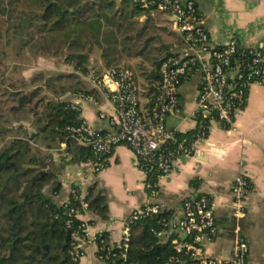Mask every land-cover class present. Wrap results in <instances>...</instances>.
<instances>
[{
  "label": "built area",
  "instance_id": "2783aa9c",
  "mask_svg": "<svg viewBox=\"0 0 264 264\" xmlns=\"http://www.w3.org/2000/svg\"><path fill=\"white\" fill-rule=\"evenodd\" d=\"M86 1L94 3L102 0ZM133 1L143 11L168 13L174 30L181 37L182 46L166 56L155 69L158 77L148 85L150 94L146 104L140 101V87L132 70L111 68L101 76L90 75L94 88L115 108L111 115L105 112L99 114L100 118L109 121L111 131L95 127L82 114L81 102L98 104L95 95L80 93L77 102L71 101V108L78 111V122L67 129L75 140L90 147L93 153L80 173H100L109 165V156L115 147L124 144L134 152L145 179L147 202L133 210L127 218L120 241L104 244L106 241L102 234H90L86 223H81L78 228L98 245L97 257L103 264L119 255L116 249L122 250L120 255L126 258L133 224L168 212L159 202L161 178L175 169L180 158L198 155V143L207 138L212 124L236 129V117L246 107L251 86L264 84V44L249 46L234 37L223 44L214 43L196 0ZM117 2L121 4L122 0ZM188 82H192L196 95L184 115L187 100L182 88ZM171 116H187L194 120L196 133L191 137L176 138L177 131L168 127ZM252 186L245 171H240L232 184L236 239L233 252L227 258L215 257L207 252L208 244L219 233L217 203L211 195L199 193L186 198L178 216L170 214L163 217L162 228L155 234L161 243L174 246L175 253L169 264H247L249 245L240 232L248 212L245 199ZM62 205L69 226L81 211L89 209L86 195L76 184ZM72 245L70 252L78 261L84 255L83 245L75 239Z\"/></svg>",
  "mask_w": 264,
  "mask_h": 264
},
{
  "label": "trees",
  "instance_id": "16d2710c",
  "mask_svg": "<svg viewBox=\"0 0 264 264\" xmlns=\"http://www.w3.org/2000/svg\"><path fill=\"white\" fill-rule=\"evenodd\" d=\"M72 3L63 4L62 0H0V38L3 35L8 37L7 44L11 43L12 37L18 38L21 49L30 46L35 51H54L55 55H64V61L74 68L69 73L39 72L31 78V83L46 79V87L53 88L60 95L44 102L41 113L27 108L32 99L29 96H23L18 105L12 106L20 113L27 109L35 112L37 116L31 120L35 132L11 136L8 126H3L5 131L0 134V140L3 139L0 147V264H78L70 253L74 238H69V234L71 230L72 234L79 231L82 222L75 218L69 226L62 203L57 204L47 198L45 189L48 187L56 193L62 189L60 172L57 168L43 170L48 163L47 158L43 160L46 155H41L35 147L38 139L42 146L48 147L54 143H65V153L69 156L67 162L71 163L87 162L93 157L90 147L80 144L67 129L78 122V111L71 108V101L61 97L67 92L93 93L82 79L87 75L103 74L99 70H91L93 44L102 46L101 43L107 41L106 44H111L109 52L113 50L119 57L147 59L153 62L155 69L171 54L154 56L150 44L155 37L149 35L150 27L154 26L147 24L148 18L144 24L142 20H131L117 0L87 2L81 6ZM102 56L106 65L111 66L112 61H107L105 48ZM157 77L153 70L149 73V82ZM74 78V84L55 86L57 81ZM14 120L20 123L25 118L18 116ZM194 133L195 129L187 133L177 131L175 136L182 139ZM29 183L32 191L26 195L25 188ZM93 190V187L89 189L87 201ZM89 207L101 216L107 212L101 194L89 202ZM169 216V212H164L133 224L126 258L120 255L122 250L116 249L119 255L107 259L105 264H169L175 253L174 246L161 243L155 234L162 228L161 219ZM78 234L82 236L83 230ZM102 237L107 244L106 234ZM42 245L55 249L61 245L62 253L56 255L47 250L36 253L35 248Z\"/></svg>",
  "mask_w": 264,
  "mask_h": 264
},
{
  "label": "crops",
  "instance_id": "0c3cea01",
  "mask_svg": "<svg viewBox=\"0 0 264 264\" xmlns=\"http://www.w3.org/2000/svg\"><path fill=\"white\" fill-rule=\"evenodd\" d=\"M196 1L214 43L223 44L234 37L249 46L264 44V0ZM189 83L182 88L187 100L184 115L195 99L190 100L188 97V90L194 89L193 84L191 86ZM86 86L93 90L92 94L98 99V104L82 101L83 116L95 127L111 131L109 121L100 118L99 114H113L114 106L95 90L91 81ZM61 97L77 102L78 93L67 92ZM235 123L234 130L225 129L218 123L212 124L207 138L198 143V155L180 158L175 169L161 178L159 202L171 215L178 216L184 199L199 193L214 197L219 233L208 244L207 252L215 257L227 258L233 252L236 239L231 188L238 173L245 171L253 186L245 199L248 212L242 221L240 234L249 245L247 264H264V84L251 86L246 107L237 115ZM195 126L194 120L187 116H171L168 119V127L178 132L194 131ZM27 128L31 133L35 132L30 123ZM45 148L48 154L43 160L47 158L48 163L43 169L57 168L62 182L59 193L51 187L45 189L47 198L57 204L63 203L70 197L74 184L86 196L91 187L98 189L97 194L104 197V206L107 207L105 216L89 207L81 211L77 219L86 223L90 234H106L111 244L120 241L125 221L148 198L144 174L132 149L124 144L116 146L104 170L96 175H84L80 170L86 162H67L69 156L65 153V143L57 148L53 145ZM72 237L84 249L78 264H103L97 257L98 245L91 237L77 233Z\"/></svg>",
  "mask_w": 264,
  "mask_h": 264
},
{
  "label": "rangeland",
  "instance_id": "374dc122",
  "mask_svg": "<svg viewBox=\"0 0 264 264\" xmlns=\"http://www.w3.org/2000/svg\"><path fill=\"white\" fill-rule=\"evenodd\" d=\"M68 1H72V4L76 6H81L87 3L86 0H62V3L67 4ZM120 6L131 20L138 21L141 20L143 16H147V24L149 26H154V28L150 27L149 32V35L155 37V41L153 40L150 44L154 56L166 55L169 52L176 51L182 46L181 37L174 30L173 23L170 20L168 13L161 11H153L149 13L143 11L136 7L133 0H122ZM142 24H144V22H142ZM7 40L8 37L5 35L0 38V134L5 131L3 126L6 125L8 126L9 131H11V133H9L11 136H23L26 132H29L27 127L29 126V123L31 124V120L37 116L35 112L41 113L44 110V102L50 98L58 96V94L53 91V88L46 87V79L31 83V78L39 72H45L46 74L60 72L69 73L72 72L74 68L64 61V55H55L53 54L54 51L51 53H44L38 50L35 51L31 49L30 46H25L21 49L18 38L12 37L10 44L6 43ZM106 43L107 41H103L101 43L102 46L93 44L94 47L90 56L91 70L93 72L99 70L102 73L115 67L132 70L140 87V101L142 104H146L150 94V89L148 87L150 83L148 79L149 73L155 70L153 62L139 57H119L118 54L111 50V48V52L108 51L111 44ZM104 48L108 53L107 61H112L111 66L106 65V60L102 56ZM82 79L85 85L90 82L89 75L83 76ZM75 82V78L63 79L55 82V86L59 88L62 85H71ZM189 85L192 86V83L190 82ZM34 92L35 95L33 94ZM195 94L196 91L194 89L188 90V97L190 100L195 97ZM23 96H29L32 98L30 103L28 102L27 108H33L35 112H31L27 109V111L20 113L19 111L12 109V106H16L20 103V99ZM18 116L19 118H25V120L20 123L15 122L14 119ZM2 144L3 139L0 140V147ZM36 146L35 150L40 151L41 155L48 154V150L45 148L48 147V145L42 146L40 139H38ZM63 173L65 174L66 171H63ZM97 192L98 189L93 190L88 198V202L95 198ZM72 259L75 260L74 256H72Z\"/></svg>",
  "mask_w": 264,
  "mask_h": 264
},
{
  "label": "flooded vegetation",
  "instance_id": "af4514ba",
  "mask_svg": "<svg viewBox=\"0 0 264 264\" xmlns=\"http://www.w3.org/2000/svg\"><path fill=\"white\" fill-rule=\"evenodd\" d=\"M47 246L48 245L37 246L34 251L38 254H40L42 250H47L48 252H51V253L56 254V255L59 253L60 254L62 253V248H61L62 246L61 245L59 247H57L56 249L52 248L50 245H49L50 248L48 249ZM40 257H41V255H40Z\"/></svg>",
  "mask_w": 264,
  "mask_h": 264
},
{
  "label": "water",
  "instance_id": "95a60500",
  "mask_svg": "<svg viewBox=\"0 0 264 264\" xmlns=\"http://www.w3.org/2000/svg\"><path fill=\"white\" fill-rule=\"evenodd\" d=\"M146 19H147L146 16H143V17L141 18V20H142L143 22H144ZM53 147H54V148L60 147V144H59V143H54V144H53ZM14 175H15V174H12L11 176H14ZM11 176H10V177H11ZM31 191H32V186H31V184L29 183V184H27V186H26V188H25V194H26V195H30V194H31ZM71 237H72V230H71V232H70V234H69V238H71ZM47 248L49 249L50 246L48 245Z\"/></svg>",
  "mask_w": 264,
  "mask_h": 264
}]
</instances>
